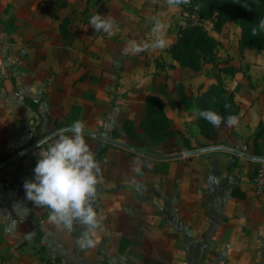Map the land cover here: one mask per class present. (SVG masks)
I'll use <instances>...</instances> for the list:
<instances>
[{
    "label": "crops",
    "instance_id": "obj_1",
    "mask_svg": "<svg viewBox=\"0 0 264 264\" xmlns=\"http://www.w3.org/2000/svg\"><path fill=\"white\" fill-rule=\"evenodd\" d=\"M75 1L91 9L66 5L59 16L79 26L60 33L53 20L29 21L35 0H0V264H264V193L252 185L264 158V50L239 45L235 67L219 70L229 77L210 72L216 62L192 71L170 51L181 32L154 31L177 4ZM100 13L112 34L84 22ZM216 88L235 124L203 123ZM76 120L100 167L92 247L78 243L86 226L57 225L23 187L38 143Z\"/></svg>",
    "mask_w": 264,
    "mask_h": 264
},
{
    "label": "clouds",
    "instance_id": "obj_2",
    "mask_svg": "<svg viewBox=\"0 0 264 264\" xmlns=\"http://www.w3.org/2000/svg\"><path fill=\"white\" fill-rule=\"evenodd\" d=\"M178 4L180 0H169ZM89 24L96 32L112 34L114 21L101 14L92 15ZM259 27L264 29V20ZM161 28L156 22L154 31ZM155 47H163L164 41L157 39ZM148 47L132 42L133 52ZM199 115L213 125L219 126L222 117L212 110H201ZM229 125L237 122V117L227 116ZM85 125L82 121H73L67 129L57 133L51 142H39V157L33 169L34 176L23 183L26 199L34 205L49 210V219L57 225L72 230L74 224L86 226L82 238L78 241L81 247H92L95 244L91 232L98 228L100 222L94 210L92 200L95 197L100 167L85 141ZM41 143L44 146H41Z\"/></svg>",
    "mask_w": 264,
    "mask_h": 264
},
{
    "label": "trees",
    "instance_id": "obj_3",
    "mask_svg": "<svg viewBox=\"0 0 264 264\" xmlns=\"http://www.w3.org/2000/svg\"><path fill=\"white\" fill-rule=\"evenodd\" d=\"M193 1L205 9L215 10L214 29L216 31H219L227 21L236 20L240 24V47L257 51L264 50V29L259 27L260 21L264 20V0ZM177 5L183 6V1L180 0ZM185 33L186 31H183L177 43L171 47V54L182 67L192 71H199L204 62H212L214 60L212 57L218 43L205 31L199 29H193L192 34L187 36H184ZM213 91L216 93L217 98L215 99L217 100L213 102L215 106L212 111L217 106L214 112L222 117L221 124L227 123L225 118L230 115L236 116L237 108L231 97L223 89L218 88ZM203 123L206 125L211 124L204 118Z\"/></svg>",
    "mask_w": 264,
    "mask_h": 264
},
{
    "label": "rangeland",
    "instance_id": "obj_4",
    "mask_svg": "<svg viewBox=\"0 0 264 264\" xmlns=\"http://www.w3.org/2000/svg\"><path fill=\"white\" fill-rule=\"evenodd\" d=\"M18 2H15V4L17 5L18 9H23V7H25L24 5H26L27 1L29 0H17ZM37 5H40L41 2V6H37L35 5L36 8H34V12L36 14V16H38L37 19L35 20H29L30 22H32L35 25L38 24H48L49 20H53L52 23V27L56 28L58 32L62 33V30H65L66 28L70 26H72L71 28H75V26H79L78 24L75 23L74 20L70 21L69 18L64 19V17H61V15L59 16L61 9H63L64 7H66V5L70 4V8L69 10H76V9H86L90 10L91 9V4L88 3H84V2H77L75 0H57L54 3L50 4V2H48V0H35ZM183 1V6H180V8L174 9V13L172 15L167 16V19H165L163 21V23H161V28L162 30H168V31H173L174 33H176V31L182 32L186 31V33L184 34V36H187L189 34H192L193 29H199L201 31H205L208 35H213L215 36V40L218 43L215 52L213 54V66L215 65L214 63L216 62L217 64L219 63V66L217 67L216 65L214 67L216 68H211L210 72L212 73H220L219 70L220 68H226L229 69V66H231V64L235 67V64L237 63L238 60H240V55H239V41H240V24L238 23V21L236 20H229L227 21V23L222 26L220 28L219 31H216L214 29V22H215V10L214 9H205L197 4L194 3L193 0H181ZM45 2V4H44ZM87 4V6L85 5ZM51 5V13L52 12H56L57 13V17L56 18H49L50 16H48V10L49 7ZM116 5V4H115ZM56 10V11H55ZM107 7L104 6L102 11H106ZM35 14L33 15V19L35 17ZM103 16V13H100ZM84 22L89 23V20H85ZM71 23V24H70ZM79 23V22H78ZM47 34V33H46ZM55 35V36H54ZM48 36V34L46 35ZM55 37V38H54ZM62 37V36H61ZM70 37V35H69ZM239 37V40H238ZM49 38H52L53 40H55L56 38H59V33H54L52 34V37L50 36ZM71 38H73L71 36ZM62 41L64 40V38H61ZM74 39V38H73ZM241 42V41H240ZM209 58V57H208ZM216 60V61H215ZM228 60V62H227ZM227 63V64H225ZM205 62L202 64L204 65ZM228 66V67H226ZM203 67V66H202ZM221 75H227V77H229L230 74H224V73H220ZM189 82V81H188ZM194 84L192 81L191 83L189 82V86L190 87H194ZM197 84V83H196ZM218 89V88H216ZM215 106V104H212V107L210 108V110H212V108ZM215 109H217V106L214 108L213 111H215ZM209 110V109H207Z\"/></svg>",
    "mask_w": 264,
    "mask_h": 264
},
{
    "label": "built area",
    "instance_id": "obj_5",
    "mask_svg": "<svg viewBox=\"0 0 264 264\" xmlns=\"http://www.w3.org/2000/svg\"><path fill=\"white\" fill-rule=\"evenodd\" d=\"M252 185L255 196H261L264 193V162L260 163L253 178Z\"/></svg>",
    "mask_w": 264,
    "mask_h": 264
},
{
    "label": "water",
    "instance_id": "obj_6",
    "mask_svg": "<svg viewBox=\"0 0 264 264\" xmlns=\"http://www.w3.org/2000/svg\"><path fill=\"white\" fill-rule=\"evenodd\" d=\"M255 160H258L260 162H264V158H255ZM3 165H5V164H1L0 167H2Z\"/></svg>",
    "mask_w": 264,
    "mask_h": 264
}]
</instances>
